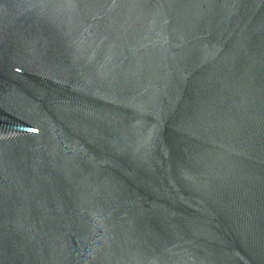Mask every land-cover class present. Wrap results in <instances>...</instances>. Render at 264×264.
<instances>
[{"label":"water","instance_id":"95a60500","mask_svg":"<svg viewBox=\"0 0 264 264\" xmlns=\"http://www.w3.org/2000/svg\"><path fill=\"white\" fill-rule=\"evenodd\" d=\"M0 264H264V0H0Z\"/></svg>","mask_w":264,"mask_h":264}]
</instances>
